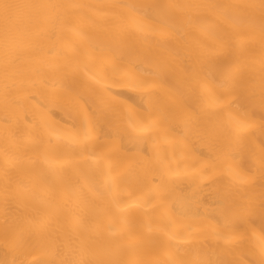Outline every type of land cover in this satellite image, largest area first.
<instances>
[{
	"label": "snow or ice",
	"instance_id": "obj_1",
	"mask_svg": "<svg viewBox=\"0 0 264 264\" xmlns=\"http://www.w3.org/2000/svg\"><path fill=\"white\" fill-rule=\"evenodd\" d=\"M77 23L94 33L86 63L63 41ZM54 77L64 87L33 107ZM0 112V264H264V0H0ZM62 113L78 125L54 123ZM53 136L157 222L68 220L56 205L17 216L33 199L27 153Z\"/></svg>",
	"mask_w": 264,
	"mask_h": 264
},
{
	"label": "bare ground",
	"instance_id": "obj_2",
	"mask_svg": "<svg viewBox=\"0 0 264 264\" xmlns=\"http://www.w3.org/2000/svg\"><path fill=\"white\" fill-rule=\"evenodd\" d=\"M74 2L85 4H107V3H169V2H184V0H74ZM208 2L216 3H249L258 2V0H208ZM203 38V37H202ZM94 39V33L86 23H77L75 31L68 32L63 37V41L68 49L75 48L80 53L82 62H87V57L84 53L89 48L90 41ZM66 81L59 78H52L48 85V92H37V99L30 101L31 105L39 109L42 104L49 103L50 97L54 93H58L64 87ZM78 89L87 94L91 88L90 82L81 73L77 78ZM118 91L128 95L136 96L129 88H120ZM138 102H142L141 97L136 96ZM57 111L60 108L57 107ZM64 119L53 117V122L63 128H72L78 125L79 121L67 113H62ZM2 112H0V183H2L3 171V130H2ZM73 120L74 124L67 123L68 120ZM179 123L177 128H179ZM44 143L30 150L27 155L36 163L31 173V189L33 199L28 209L20 208L16 210V215H24L27 211H35L38 213H49L52 211L50 205H56L62 216L68 220L76 217L91 219L99 211L103 210L105 215V225L109 220L115 221L116 226H121V221L124 219L134 220L138 222L140 230L147 231L146 217L151 218L155 224L161 215L159 209L143 212L135 207H126L131 204L128 191L125 185L109 191L106 186L107 177L103 174V170L97 171L96 166L92 161L76 156L71 150L67 149L61 142L56 141L55 137L50 139L45 137ZM124 144L131 146L130 139L125 137ZM55 158L58 161V166L50 168L45 163V157ZM87 157V152H85ZM79 161V163H76ZM71 179L74 186V192L69 200L67 185ZM191 182L186 181L181 184V190L191 192L193 189L190 186ZM97 187L100 193L97 194ZM119 205V209L117 208ZM2 207H0V229L3 228ZM260 221L257 220L255 225L257 232L260 229ZM11 259L12 255L7 253L2 244H0V259Z\"/></svg>",
	"mask_w": 264,
	"mask_h": 264
}]
</instances>
